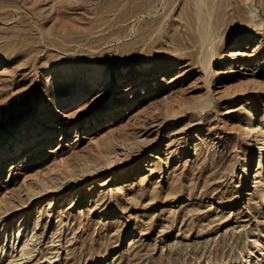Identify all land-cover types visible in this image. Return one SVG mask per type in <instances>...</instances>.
<instances>
[{
	"label": "rangeland",
	"instance_id": "1",
	"mask_svg": "<svg viewBox=\"0 0 264 264\" xmlns=\"http://www.w3.org/2000/svg\"><path fill=\"white\" fill-rule=\"evenodd\" d=\"M245 1H206L202 47L195 0H0V264H264L242 130L264 129V0Z\"/></svg>",
	"mask_w": 264,
	"mask_h": 264
},
{
	"label": "bare ground",
	"instance_id": "2",
	"mask_svg": "<svg viewBox=\"0 0 264 264\" xmlns=\"http://www.w3.org/2000/svg\"><path fill=\"white\" fill-rule=\"evenodd\" d=\"M207 0H195V13H196V17L197 20L199 22V27H198V32L200 34V38H201V45L202 47L206 44L209 43L211 44L212 41L214 40V37L216 34H218L219 32V27L214 25L211 22L212 19V11L211 9H209L208 4H206ZM245 4H248V1H245ZM205 7H206V11H205ZM249 13H250V17L251 19L254 21V25L253 27H255L258 30H262L261 27H264L263 24V20L259 18V14H258V7H256L255 4H253L250 9H249ZM240 46L242 45V42L239 43ZM245 46H242V48H237L234 49L230 52V57L235 58L236 60H239L240 58L243 57V49ZM201 65L203 67V69L207 72V68L211 66V64L214 63V59L212 54H210V52H203L201 59H200ZM209 73V72H207ZM135 78V76L130 77V79L133 81ZM129 91V86L124 87L123 89H121L119 91L120 94L122 93H128ZM191 108V107H190ZM204 107L202 106V104H197L195 106H193L191 109L194 110H198V109H203ZM185 110H178L176 111V113H174L175 117L179 116L180 114H182ZM203 111V110H202ZM188 117V115H187ZM190 117V116H189ZM254 120V115L250 112H248V123L246 125H244L242 127L243 131H246L248 133V135L250 134H254V136L256 137V140H258L259 142H262L260 145V152H259V158L258 161L255 163L256 166V170L255 169H251V165L248 166V169L246 170V174H245V181L244 184L245 186H248V184L252 183V179L253 182L257 184V188L260 189L261 193L264 192V129L263 127L260 126H255V125H251L252 121ZM246 121V122H247ZM109 164L111 163L110 160H108ZM67 170V169H66ZM70 170V169H69ZM68 170V171H69ZM67 172V171H66ZM65 172V173H66ZM255 172V174H253ZM71 174V172L69 173ZM68 174V175H69ZM34 191V190H33ZM33 194V192H32ZM38 194H33V197L37 196ZM40 199V197L38 198ZM264 200V197H263ZM245 204L250 205L251 204V198L248 200V198H245ZM253 218L256 219L257 222L261 221L260 216H263L264 220V205L262 207V211L260 210H256L253 213ZM5 217V216H4ZM2 218H0L1 220ZM3 223V222H2ZM11 225V224H10ZM4 230V229H3ZM23 224H18V222L15 224L12 232H11V238H13L16 242H18V240L21 241L18 245V253H19V258L22 260L24 258H27L29 256V245H28V239L24 236H22V232H23ZM1 233V230H0ZM24 237V238H22ZM264 243L260 240H256L255 241V245H257L258 247H261ZM12 264V263H10ZM254 264H259L258 261H256Z\"/></svg>",
	"mask_w": 264,
	"mask_h": 264
}]
</instances>
